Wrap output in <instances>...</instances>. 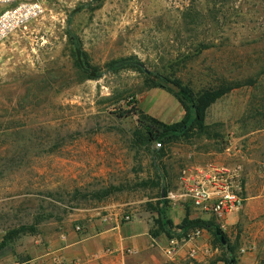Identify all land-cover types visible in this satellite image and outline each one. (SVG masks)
<instances>
[{
    "label": "rangeland",
    "instance_id": "obj_1",
    "mask_svg": "<svg viewBox=\"0 0 264 264\" xmlns=\"http://www.w3.org/2000/svg\"><path fill=\"white\" fill-rule=\"evenodd\" d=\"M42 1L44 12L0 44V264L61 242L117 255L103 236L117 232L157 242L146 264H264V0ZM72 36L101 79L78 68ZM129 58L195 95L231 91L204 133L143 146L138 118L117 113L136 106L168 125L186 113L140 70L106 71ZM211 167L240 175L242 207L222 219L183 197ZM161 200L174 236L186 217L212 221L233 254L205 230L196 244L173 237L171 259ZM120 240L128 264H142L140 239Z\"/></svg>",
    "mask_w": 264,
    "mask_h": 264
},
{
    "label": "trees",
    "instance_id": "obj_2",
    "mask_svg": "<svg viewBox=\"0 0 264 264\" xmlns=\"http://www.w3.org/2000/svg\"><path fill=\"white\" fill-rule=\"evenodd\" d=\"M71 41L75 48V60L78 68L87 75L89 80L101 79L103 77V72L99 69L92 68L85 60V54L83 53L80 40L77 37L72 36ZM128 68H135L146 74L154 87L162 88L173 95L179 101L186 113L185 117L180 122L171 125L147 116L136 106H134L132 110H123L117 113L118 117L122 119L134 116L138 118L139 127L135 137L140 145L143 146L157 144L158 146L163 147L168 140L184 137L192 132L204 133L206 130L205 123L208 110L221 97L231 91L230 87L221 86L218 89L205 90L204 92H201V94L195 95L190 89L183 86L179 80H172L153 73L147 70L142 61L133 58L111 62L106 66V71L118 72ZM166 204V201L161 200L162 207L158 210L161 233L169 238H182V236L193 229H204L211 233L215 237L216 242L225 247L230 255L233 254L232 248L227 245L226 236L212 221H206L204 219L191 220L189 217H186L181 226L178 227V229L181 230V233L174 236L171 232L172 222L166 217ZM230 257L231 258L226 261L225 264L236 263L235 259L232 256Z\"/></svg>",
    "mask_w": 264,
    "mask_h": 264
},
{
    "label": "built area",
    "instance_id": "obj_3",
    "mask_svg": "<svg viewBox=\"0 0 264 264\" xmlns=\"http://www.w3.org/2000/svg\"><path fill=\"white\" fill-rule=\"evenodd\" d=\"M43 12L42 0H0V44ZM194 182V186L189 187L183 197L192 199L201 212L222 219L242 207L244 200L240 196V175L237 170L211 167L207 171L201 170ZM204 234V229L196 228L186 233L182 241L196 244ZM178 246L177 238L168 241L166 254L171 259L175 258ZM199 251L202 250L193 245L190 255L194 257ZM127 252L133 254V250Z\"/></svg>",
    "mask_w": 264,
    "mask_h": 264
},
{
    "label": "crops",
    "instance_id": "obj_4",
    "mask_svg": "<svg viewBox=\"0 0 264 264\" xmlns=\"http://www.w3.org/2000/svg\"><path fill=\"white\" fill-rule=\"evenodd\" d=\"M102 236V235H101ZM103 236L108 240H113V244H109L108 246L111 247V250L114 252H119L117 255H109L104 256L102 251L100 250L97 252L95 247H92L90 241H86L83 243H76V244H65L63 242L59 243L58 245L50 244V245H43L38 250L39 253L36 254L35 257H31V259H25L22 263L18 264H128L129 256H125L122 254V246L121 240L122 238L125 239L126 243L128 241H132L134 238L140 239L138 242L134 243L136 247L142 246L145 248L144 256L139 257V261L142 264H146L144 261L146 258L148 259L150 256L153 255L154 249L156 246L154 243H157L155 240H150L149 238H144L142 234L138 236H130V237H122L117 232V235L111 234H103ZM92 241V240H91ZM129 243V242H128ZM98 254V255H97ZM96 256V257H95ZM145 257V258H144ZM79 261V262H78Z\"/></svg>",
    "mask_w": 264,
    "mask_h": 264
}]
</instances>
